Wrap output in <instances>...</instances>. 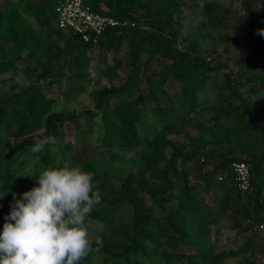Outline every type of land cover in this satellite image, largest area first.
<instances>
[{
    "label": "rangeland",
    "instance_id": "obj_1",
    "mask_svg": "<svg viewBox=\"0 0 264 264\" xmlns=\"http://www.w3.org/2000/svg\"><path fill=\"white\" fill-rule=\"evenodd\" d=\"M16 1L0 0V6H7ZM29 1L33 6L42 3V0ZM206 1L211 0L186 2L176 12L172 24L174 44L180 51L192 45L194 49L189 50L192 57L204 60L210 66L221 64L229 58L226 67L209 73L210 77L206 78L205 86L196 92L195 106L187 113V101L182 104L178 99L177 79L169 76L164 82H159L152 73L148 86L140 70L137 75L139 85L133 90L130 101L139 114L136 128L141 138L150 137L160 126L170 123L168 137L182 145L184 150L189 149L192 145L191 137L195 135L210 137L207 132L212 124L211 117L217 112L218 106L224 104L217 100V94L219 91L223 95L226 93L222 88L223 73L226 70L231 69L232 76L239 80H243L251 73L254 76L264 75V36L258 34V30L264 29V13H261L263 20L254 21L258 30L253 31L251 28L247 29L241 22L244 18L241 0H213L225 15V27L213 29L207 23L202 9ZM258 3L264 5V0H259ZM98 6L105 9L106 1H99ZM18 9L44 40L32 47L33 53L29 59L27 58L25 62L19 60L15 62L17 70L0 74V231L14 204L13 196L19 199L21 193L37 184L36 175L32 177L22 175L38 174L48 167L70 166L72 158H85L94 150L96 183L103 188L106 201L93 209L86 219V228L91 241L99 240L111 251L120 252L134 237L132 206L118 198L123 193L121 187L123 178L133 172L138 176L146 175L150 183L159 185V180L153 179L150 175L151 169L145 164L147 153L142 145L127 149L110 144L113 134L112 126L107 122L109 117L107 111L116 102L115 97H106L107 107H94L97 91L112 89L125 79L128 72L126 43L120 40L116 48L105 50L97 45L87 50L79 49L69 58L58 56L57 64L62 65L58 80L50 86L42 85V89L45 95L53 98L50 114L75 113L78 128H75L72 122L56 126V133L48 139L50 162L44 163L40 159L43 151L32 153V145L20 143V138L12 139L4 132V126L8 121L13 122V118L11 120L6 115L13 110H22L24 95L39 73L41 63L56 51L65 35L63 32L50 29L37 9L30 10L23 4ZM134 14L135 12L132 13ZM212 14L214 18H218L213 12ZM250 19L254 20L256 16ZM257 37L261 38L262 45ZM27 52L26 49L20 50V57L24 58ZM146 56V52H142L139 63L144 61ZM246 58L251 59V69L248 70L244 68ZM115 59L120 61L119 66H115ZM161 61L153 55L147 72L156 71ZM52 65V69H55L56 66ZM198 70L199 68H196L193 73H197ZM37 83L41 86L42 81L39 79ZM249 84L239 87V92H245ZM256 85L263 86L259 82ZM149 87L151 92L147 93ZM251 103L253 106L250 107L249 115L254 116L258 125L264 129V116L256 119L259 114H264V94L252 97ZM232 104L237 105L238 101L233 99ZM258 108L261 109L259 112ZM48 117L46 115L42 118V126L34 132L39 141L45 139ZM226 120L225 117H220L221 123H225ZM13 124L16 125V122ZM247 134L244 138L238 137V146L230 150L205 145L203 150L211 154V159L203 169H209L222 157L231 155L247 159L252 153L258 154L261 146L264 147V142L261 143L260 140L261 135L258 131ZM171 149L167 147L157 159L152 169L155 176ZM200 157L201 155L197 156L183 166L188 185L197 193L196 198L186 203L181 210H175L176 199L166 202L163 210L153 209L154 218L146 226L147 230L152 232L150 240L146 241V251L116 257L93 248L81 264H264V212L251 213V219L257 220L256 223L245 220L240 228H231L228 212L220 210V205L224 202L223 196L226 195L225 191H229L230 184L223 188L215 182L209 187L198 184L195 169ZM177 170L182 169L178 167ZM171 178L177 186L179 182L175 180L173 174ZM134 191L136 197L142 199L147 206H151L149 197L138 186L134 187ZM172 191L176 193V188L174 187ZM228 197L234 198L232 190ZM259 201L264 203V185L259 193ZM190 210L199 217V221L189 219ZM167 213L175 223L182 226V233L172 230L166 220ZM243 244H246L245 251L240 252L239 248ZM220 251L239 252L235 256L211 262V257Z\"/></svg>",
    "mask_w": 264,
    "mask_h": 264
},
{
    "label": "trees",
    "instance_id": "obj_2",
    "mask_svg": "<svg viewBox=\"0 0 264 264\" xmlns=\"http://www.w3.org/2000/svg\"><path fill=\"white\" fill-rule=\"evenodd\" d=\"M99 1H106V8L102 9L98 6ZM193 0H83L92 10L101 14L112 16L119 20L132 21V27L107 28L102 36L98 39L96 45L103 49L116 48L120 40H124L127 46L128 72L123 82L114 86L109 90H101L95 93L94 107H107V96L115 97L116 102L108 109L107 122L112 126V134L110 144H115L127 149H133L142 145L147 153L145 164L150 170L153 179L159 180V185L150 183L146 175H136L133 172L128 173L121 182L123 193L119 199L127 201L133 209L132 228L134 237L131 242L122 247L120 252L111 251L106 245H97L96 241H92V248L110 254V256L125 257L129 253L137 251H146V241L151 238V231L146 226L153 220V209L163 210L164 205L170 199H176L175 210H181L185 204L194 200L197 196L196 191L188 185L186 173L183 166L186 162L194 160L201 155L200 162L195 169L196 181L205 187H209L211 183H219V187L228 186L229 191H225L223 196L224 202L220 205L222 212H228L229 225L233 229L241 227V223L245 220H252L251 213L264 212V203L259 201V193L264 185V147L258 154H250V157L243 159L236 156H226L220 158L213 163L209 169L204 170L205 164L210 162L211 154L203 147L207 144L217 147H225L228 150L238 146V137L246 136L253 131H258L261 135V143L264 142V129L258 125L254 116L249 115L252 97L257 94H264V75L254 76L246 75L243 80L233 77L231 69L223 73V90L217 94V100L223 105H219L217 112L212 115V124L208 127L209 138L203 135H195L190 138L191 147L184 150L182 145L168 137L170 123L160 126L150 137L141 138L137 133L136 122L139 114L133 103L130 101L133 90L138 88L139 80L137 75L141 70L143 80L150 83V75H156L159 82H164L169 76L179 81L178 99L183 104L187 101L186 113L190 111L196 104V92L205 86L204 82L210 77V72L216 71L221 67H226L225 62L214 66L208 65L204 60L195 59L190 53V49L180 51L175 47L172 24L176 16V12L186 2ZM259 0H241V8L244 11L242 24L248 29L257 31L254 21L263 20L261 13H264V5L258 3ZM23 4L30 10L37 9L38 13L43 16L45 23H48L50 29L63 32L55 27L56 14L54 12L55 0H42L38 6H33L29 0H17L11 2L7 6H0V74L8 71L17 70L16 61L25 62L33 53L35 45L44 40L42 35L31 25L22 15L18 7ZM207 23L211 28L225 27V15L218 8L215 1H206L202 6ZM132 15V13H134ZM212 12L218 17L214 18ZM256 16L251 20L250 17ZM261 18V19H260ZM64 33V32H63ZM64 38L56 51L47 56L41 63V69L36 74L35 80L28 88L23 98V107L21 111H11L6 117L13 118V122L5 123L4 132L12 139L20 138V143L24 145H33L38 140V136L34 132L42 126V118L48 117V129L45 132V139L41 140L45 143L43 154L40 159L44 163L50 162L48 152L49 142L56 133V126L63 125L64 122H72L75 128H78L77 114H64L61 112L50 114V108L53 98L45 95L42 85L50 86L54 81L58 80L61 72L60 64H57L58 56L65 58L71 57L79 49L87 50L92 45L81 42L77 37L64 33ZM261 43V38L257 37ZM145 46L147 49H145ZM26 49L28 52L25 57H20V50ZM142 52H146L147 56L139 63ZM153 55L162 61L158 65L156 71L147 72V66L151 62ZM244 68L251 69V59L246 58ZM52 64L56 66L52 69ZM115 66L120 65L118 59L114 60ZM199 68L197 73H193ZM208 73V75H207ZM49 76V79H47ZM42 81L41 86L37 83ZM263 86H257L256 83ZM249 84L245 92H239V87ZM151 89L148 88L150 93ZM238 101L237 105L232 104V100ZM260 111V108L257 109ZM264 114H259L257 118H262ZM220 117H225V123H221ZM16 122V125L13 123ZM216 130V131H214ZM1 135V129H0ZM248 135V134H247ZM172 148L168 157L162 164L158 174H153V167L156 165L157 159L161 157L162 152L167 148ZM211 147V148H212ZM94 150H91L88 156L82 159L70 160V166H79L83 171L92 173L94 190L101 196V205L106 201L105 193L102 187L97 183V176L94 163ZM233 161H244L249 166L250 173V189L244 193H240L233 184L230 173V164ZM180 167L182 170H177ZM171 174L175 180L179 182L176 186L172 181ZM155 176V177H154ZM151 177V178H152ZM138 186L150 199L151 206L140 198L136 197L134 187ZM176 193H173V188ZM230 190L234 192V198L228 196ZM97 205V206H99ZM92 213V212H91ZM90 213V214H91ZM189 219L191 221H199V217L195 216L192 210L189 211ZM202 219V218H200ZM166 220L171 225L172 230L176 233H182V226L175 223L166 214ZM258 222L252 220V223ZM178 239L180 237L178 236ZM246 244H243L239 251H245ZM239 251H220L211 257V262L218 261L229 256H235ZM195 255V254H194ZM191 255H188V257ZM203 257V255L201 256ZM137 264V263H135Z\"/></svg>",
    "mask_w": 264,
    "mask_h": 264
},
{
    "label": "clouds",
    "instance_id": "obj_3",
    "mask_svg": "<svg viewBox=\"0 0 264 264\" xmlns=\"http://www.w3.org/2000/svg\"><path fill=\"white\" fill-rule=\"evenodd\" d=\"M258 34L264 36V29ZM45 143L35 141L31 152H42ZM33 175L37 184L19 199L13 196L0 231V264H81L93 250L86 219L101 203L92 173L63 166L22 176Z\"/></svg>",
    "mask_w": 264,
    "mask_h": 264
},
{
    "label": "built area",
    "instance_id": "obj_4",
    "mask_svg": "<svg viewBox=\"0 0 264 264\" xmlns=\"http://www.w3.org/2000/svg\"><path fill=\"white\" fill-rule=\"evenodd\" d=\"M55 27L81 42L96 45L107 28L132 27V21L119 20L92 10L83 0H55ZM230 173L234 187L244 193L250 189L249 166L244 161H233Z\"/></svg>",
    "mask_w": 264,
    "mask_h": 264
},
{
    "label": "crops",
    "instance_id": "obj_5",
    "mask_svg": "<svg viewBox=\"0 0 264 264\" xmlns=\"http://www.w3.org/2000/svg\"><path fill=\"white\" fill-rule=\"evenodd\" d=\"M253 106V104L251 103V106L250 107H252ZM250 110V109H249ZM261 110V109H260ZM263 118V117H262Z\"/></svg>",
    "mask_w": 264,
    "mask_h": 264
}]
</instances>
